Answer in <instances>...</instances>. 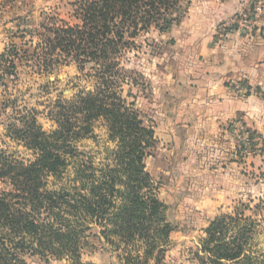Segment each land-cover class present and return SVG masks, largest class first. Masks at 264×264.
I'll return each mask as SVG.
<instances>
[{
	"label": "trees",
	"instance_id": "obj_1",
	"mask_svg": "<svg viewBox=\"0 0 264 264\" xmlns=\"http://www.w3.org/2000/svg\"><path fill=\"white\" fill-rule=\"evenodd\" d=\"M191 3L76 1L68 20L49 14L26 32L32 53L13 44L0 54L3 82L24 62L41 75L73 64L87 81L71 98L54 102L55 130L45 131L35 114L9 125L11 139L35 158L26 162L0 148V264H31L34 256L86 264L82 251L90 235L124 252L128 264L163 260L176 225L145 163L157 145L155 128L128 101L132 91L124 95V86H141L143 75L127 68L125 58L141 33L169 31ZM3 105L17 110L9 101ZM98 121L115 145L100 165L78 147L95 135ZM50 179L59 186L51 187ZM245 208L210 221L193 252L198 264H264L253 249L258 223Z\"/></svg>",
	"mask_w": 264,
	"mask_h": 264
},
{
	"label": "rangeland",
	"instance_id": "obj_2",
	"mask_svg": "<svg viewBox=\"0 0 264 264\" xmlns=\"http://www.w3.org/2000/svg\"><path fill=\"white\" fill-rule=\"evenodd\" d=\"M76 1L80 0H0V54L12 49L13 44H24L32 53L26 44L30 39L26 32L38 28L49 14L68 20L71 3ZM251 1L250 9L234 14L230 21L253 13L257 0ZM221 2L192 0L178 25L167 32L152 27L141 33L136 40L138 47L125 58L127 68L143 75V84L125 85L124 95L132 91L128 101L134 102L145 123L155 128L157 145L145 163L159 184L160 199L168 205V217L176 225L163 260L149 264H198L193 252L210 221L245 205L246 215L258 223L253 249L264 259V121L261 126L243 120L213 125L209 119L205 121L204 109L192 97L201 86L192 72L202 64L188 43L190 24H226L227 19L214 20L212 15ZM262 2L263 9L259 16L254 15L255 20L264 19ZM2 72L0 69V75ZM14 72L5 82L0 80V148L29 162L35 158L34 152L11 139L9 125L20 124L19 116L35 114L45 131L55 130L57 125L51 116L54 102L71 98L86 87L87 81L73 64L41 75L24 62ZM6 101L16 105V112L14 107L4 108ZM200 114L202 117H197ZM78 147L100 165L115 145L109 141L103 122L98 121L95 135L81 140ZM49 185L57 188L59 183L50 179ZM89 239L90 245L82 251L83 263L128 264L121 250L97 236L90 235ZM29 261L77 264L54 258L46 261L39 256Z\"/></svg>",
	"mask_w": 264,
	"mask_h": 264
},
{
	"label": "crops",
	"instance_id": "obj_3",
	"mask_svg": "<svg viewBox=\"0 0 264 264\" xmlns=\"http://www.w3.org/2000/svg\"><path fill=\"white\" fill-rule=\"evenodd\" d=\"M251 2L222 0L212 15L227 19L226 24H190L188 43L202 64L192 72L201 84L192 97L213 125L243 120L261 126L264 121V19L248 24L245 33L231 27L224 31L230 18L250 9Z\"/></svg>",
	"mask_w": 264,
	"mask_h": 264
},
{
	"label": "built area",
	"instance_id": "obj_4",
	"mask_svg": "<svg viewBox=\"0 0 264 264\" xmlns=\"http://www.w3.org/2000/svg\"><path fill=\"white\" fill-rule=\"evenodd\" d=\"M257 5L255 7V11L249 12L247 15H245L243 18H236L232 19L228 26H225L224 31L227 30L229 27H231L232 30L240 31L242 33L247 32L248 30V24H255V18L254 15L259 16L262 9H263V2L262 0H257L255 2ZM222 35V34H221Z\"/></svg>",
	"mask_w": 264,
	"mask_h": 264
}]
</instances>
